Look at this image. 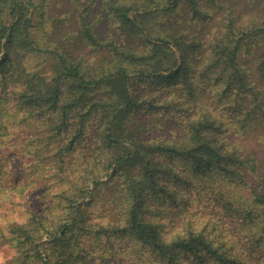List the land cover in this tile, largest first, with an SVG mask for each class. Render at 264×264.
I'll return each mask as SVG.
<instances>
[{
  "label": "trees",
  "instance_id": "trees-1",
  "mask_svg": "<svg viewBox=\"0 0 264 264\" xmlns=\"http://www.w3.org/2000/svg\"><path fill=\"white\" fill-rule=\"evenodd\" d=\"M1 52L27 259L264 264V0H0Z\"/></svg>",
  "mask_w": 264,
  "mask_h": 264
},
{
  "label": "rangeland",
  "instance_id": "rangeland-1",
  "mask_svg": "<svg viewBox=\"0 0 264 264\" xmlns=\"http://www.w3.org/2000/svg\"><path fill=\"white\" fill-rule=\"evenodd\" d=\"M152 10L156 9L152 8ZM130 14H132V12ZM3 53L4 52H1L0 55H3ZM11 131L12 135L7 139L6 143L0 145V159L9 168L11 173L14 172V175L4 178L13 198H5L0 202V264H44L35 258L27 259L23 252H20L17 248L12 246L8 238L9 235L5 232L6 220L18 216L22 210L21 205L23 203L30 202L39 207L42 202L40 197L42 191L36 184H30V186L23 191L17 192L11 189L15 183V178H18L16 176V174H18L16 171L17 167L21 168L24 161L27 159L26 154L23 152V146L28 139L25 137L28 132L25 131V127H11ZM182 256L183 258L180 264L191 263L186 254H182ZM44 259H46V257H44ZM24 260L27 261L25 262Z\"/></svg>",
  "mask_w": 264,
  "mask_h": 264
},
{
  "label": "water",
  "instance_id": "water-1",
  "mask_svg": "<svg viewBox=\"0 0 264 264\" xmlns=\"http://www.w3.org/2000/svg\"><path fill=\"white\" fill-rule=\"evenodd\" d=\"M153 9H157V8H153ZM2 55V54H1ZM1 55H0V58H1ZM178 55L180 56V53L178 52Z\"/></svg>",
  "mask_w": 264,
  "mask_h": 264
}]
</instances>
